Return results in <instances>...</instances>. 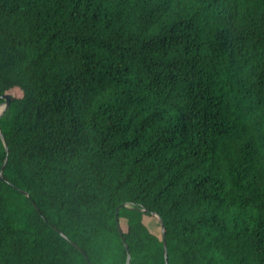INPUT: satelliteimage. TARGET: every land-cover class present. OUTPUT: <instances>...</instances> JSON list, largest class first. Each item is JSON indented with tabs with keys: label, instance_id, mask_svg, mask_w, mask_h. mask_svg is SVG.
I'll return each instance as SVG.
<instances>
[{
	"label": "trees",
	"instance_id": "1",
	"mask_svg": "<svg viewBox=\"0 0 264 264\" xmlns=\"http://www.w3.org/2000/svg\"><path fill=\"white\" fill-rule=\"evenodd\" d=\"M4 93L0 264H264V0H0Z\"/></svg>",
	"mask_w": 264,
	"mask_h": 264
},
{
	"label": "water",
	"instance_id": "2",
	"mask_svg": "<svg viewBox=\"0 0 264 264\" xmlns=\"http://www.w3.org/2000/svg\"><path fill=\"white\" fill-rule=\"evenodd\" d=\"M0 99H3V102L0 104V106H2V108H1V110H0V115L9 107V105H10V101H11V96H10V94H7V93H4V94H1L0 95ZM0 137H1V139H2V141L4 142V136H3V134H2V132H1V130H0ZM4 147H5V150H6V152H8V147H7V145L4 143ZM6 159H7V156H6V158H5V160H4V163H3V165H2V168H1V171H0V177L1 178H3V176H2V169H3V166H4V164H5V162H6ZM25 195H27V192L26 191H23V190H21ZM122 206H127L126 204H120L119 206H117V208H116V215H115V219L117 220V227H118V231H119V233L120 234H122V230H121V228H120V225H119V223H118V216H117V212H118V210H119V208L120 207H122ZM153 214L154 215H156L159 219H160V216L159 215H157L156 213H154L153 212ZM160 222H161V225H162V234H163V236H162V238H163V254H164V264H168V256H167V247H166V241H165V236H164V231H165V227H164V225H163V222H162V220L160 219ZM64 238H67V236L65 235V234H63L62 232H60V231H58ZM124 246H125V248H126V250H127V252H128V246H127V243L126 242H124ZM129 261H130V254L128 253L127 254V259H126V262H125V264H129ZM89 264H91V263H89Z\"/></svg>",
	"mask_w": 264,
	"mask_h": 264
},
{
	"label": "bare ground",
	"instance_id": "3",
	"mask_svg": "<svg viewBox=\"0 0 264 264\" xmlns=\"http://www.w3.org/2000/svg\"><path fill=\"white\" fill-rule=\"evenodd\" d=\"M2 106H0V110H1Z\"/></svg>",
	"mask_w": 264,
	"mask_h": 264
}]
</instances>
